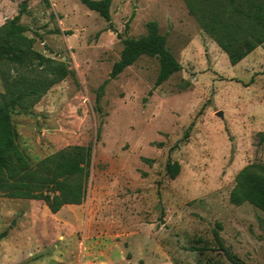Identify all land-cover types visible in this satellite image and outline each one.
I'll return each instance as SVG.
<instances>
[{"label":"rangeland","instance_id":"obj_1","mask_svg":"<svg viewBox=\"0 0 264 264\" xmlns=\"http://www.w3.org/2000/svg\"><path fill=\"white\" fill-rule=\"evenodd\" d=\"M22 7L34 50L74 74L12 111L16 144L33 163L73 146L91 159L79 205L0 196V264H232L214 233L242 264H264V213L229 201L236 175L264 164V44L231 66L186 0H112L115 31L79 0H0V27ZM151 21L181 70L155 87L158 61L142 56L97 105L122 40Z\"/></svg>","mask_w":264,"mask_h":264},{"label":"trees","instance_id":"obj_2","mask_svg":"<svg viewBox=\"0 0 264 264\" xmlns=\"http://www.w3.org/2000/svg\"><path fill=\"white\" fill-rule=\"evenodd\" d=\"M79 2L98 14L109 30L115 31L110 16L112 0ZM186 3L201 30L227 56L231 66L264 44V0H186ZM23 13L22 7L0 27V77L4 88L0 93V196L43 201L51 213H56L65 205L83 202L91 147H69L36 163L30 162L19 150L11 122L12 111L33 107L52 86L74 74L65 64L34 50V40L26 36V29L20 23ZM142 56L158 61L155 87L181 70L158 24L148 22L145 34L122 40L120 57L113 64L108 80L99 87L97 105L108 81ZM187 135L188 131L184 138ZM258 135L259 142L264 141V133ZM179 169L176 162H167L165 171L170 179H175ZM229 201L234 206L248 203L264 213V164H250L236 175ZM261 226L264 230V222ZM214 240L232 264H242L224 248L217 233Z\"/></svg>","mask_w":264,"mask_h":264},{"label":"water","instance_id":"obj_3","mask_svg":"<svg viewBox=\"0 0 264 264\" xmlns=\"http://www.w3.org/2000/svg\"><path fill=\"white\" fill-rule=\"evenodd\" d=\"M217 116H218V117H222L221 112H218V113H217Z\"/></svg>","mask_w":264,"mask_h":264}]
</instances>
